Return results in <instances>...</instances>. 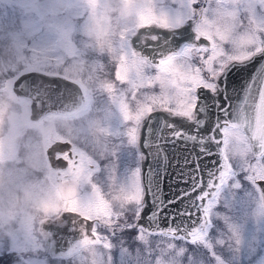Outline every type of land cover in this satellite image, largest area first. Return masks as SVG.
<instances>
[{
	"label": "snow or ice",
	"instance_id": "obj_1",
	"mask_svg": "<svg viewBox=\"0 0 264 264\" xmlns=\"http://www.w3.org/2000/svg\"><path fill=\"white\" fill-rule=\"evenodd\" d=\"M86 3L89 34L98 47L115 52L114 36L125 41L133 31L159 29L169 33L167 39L175 49L156 52L149 63L143 56H153V44L149 41L154 43L159 36L146 34L136 40L143 46L142 55H137L135 47L131 52L117 55L115 83L107 88L115 92L116 84L132 85L131 93L114 97L129 125L130 139L135 138L136 125L145 115L164 112L190 120L201 118V104L209 106V120L202 131L210 137L209 153L219 148L220 159L216 162L217 178L208 185L210 190L201 201L206 203L203 227L189 234L191 242L206 239L205 229L211 224L217 194L232 181L234 172L261 193L264 207V83L251 99L228 94L239 83L237 75H229L233 68L264 60V0H185L187 15L176 20L158 13L152 0H86ZM129 19L134 20V28H118L120 21ZM143 92L147 95H142ZM138 102L139 110H136ZM233 105H236L235 113ZM105 134V129H98V136ZM52 136L58 138L59 133L53 132ZM10 148L11 145L0 141V158ZM57 158L66 161L67 167L59 174L60 185L41 203V210L59 219L65 214L80 218L86 225L81 243H102L103 234L97 222L104 229L117 226L121 217L116 206L139 203V191L118 190L105 196L93 185V198L82 202L77 196V186L85 179L92 161L76 151L60 153ZM208 166H212L211 161ZM171 234L176 235L175 231Z\"/></svg>",
	"mask_w": 264,
	"mask_h": 264
},
{
	"label": "rangeland",
	"instance_id": "obj_2",
	"mask_svg": "<svg viewBox=\"0 0 264 264\" xmlns=\"http://www.w3.org/2000/svg\"><path fill=\"white\" fill-rule=\"evenodd\" d=\"M152 2L156 11L170 20L187 15L185 0ZM77 10L83 17L80 22L64 21L52 26L39 20L34 0H0V80L3 88L0 89V109L22 123L27 133L16 151L11 146L0 160L19 162L18 154L22 149L25 154L42 150L40 170L44 171V146L54 137L49 135L48 129L55 125L57 133L61 135L70 137L72 131L77 132L100 159L99 171L94 178L103 191L133 193L137 191L138 180L134 182V175L128 168L134 152L132 143L122 134L127 122L124 115L109 114L113 109L120 108L113 95H128L132 92V85H121L120 90L113 94L108 91L116 64L108 66L105 61L99 60V55L106 49L98 47L89 34L86 7L81 5ZM12 12L19 14V22L5 21L4 18L9 13L13 15ZM29 15L30 18H24ZM134 24V20L129 19L120 23L118 28L127 26L132 29ZM114 37L116 51L112 54L118 63L117 55L131 52V47L128 39L120 41ZM27 68L57 72L76 80L85 92L82 112L77 111V115L70 119H63L65 116L51 112L31 119L28 116V99L14 94L10 87L12 78ZM142 95L147 93L143 92ZM136 110H139V102ZM100 128L106 130L103 137L97 135ZM110 136L119 139L106 142ZM109 143L116 152L112 151ZM44 172L53 176V170L48 165ZM236 184L240 187H235ZM78 186L77 196L82 202L93 198L94 188L81 191ZM261 205L260 192L240 180L239 173L234 172L232 181L221 187L217 194L204 241L193 244L190 238L177 234L173 236L170 232H149L135 227L133 219L140 203H132L131 207L126 204L119 222L122 224L124 221L125 225L102 229V234L111 244L108 251L112 264H155L157 258H174L178 264H264V207ZM144 234H147V238L141 240ZM237 240L239 243H236ZM169 244L173 245L171 249L168 248ZM78 246L68 254L51 255L43 233L37 235L31 229L13 234L7 242H0V250L23 253L15 257L13 264H76Z\"/></svg>",
	"mask_w": 264,
	"mask_h": 264
},
{
	"label": "water",
	"instance_id": "obj_3",
	"mask_svg": "<svg viewBox=\"0 0 264 264\" xmlns=\"http://www.w3.org/2000/svg\"><path fill=\"white\" fill-rule=\"evenodd\" d=\"M187 26V25H186ZM192 31V28L189 27ZM157 35L153 44L156 52L175 50L168 41L169 33L159 29L133 31L129 41L142 54L143 46L136 43L143 35ZM239 68V72H236ZM229 75H237L238 84L228 93L241 99H251L264 83V60L253 61L243 66L237 65ZM11 90L28 99L31 119H38L46 112L68 113L78 108L84 101L81 85L74 79L57 72L37 68L19 71L11 80ZM201 118H181L174 114L153 112L142 117L137 133L140 151L139 168L142 192L133 225L149 232L175 231L186 239L189 234L203 227L202 198L210 189L208 185L217 178L216 162L220 159L219 148L209 153L207 142L210 137L203 134L207 127L209 106H199ZM236 105H233V113ZM69 146L66 139H52L46 146V156L50 165L65 164L54 152ZM212 166H208V162ZM85 223L72 214H65L59 220L45 225L43 232L48 251L53 255H65L81 243ZM90 230V228H89Z\"/></svg>",
	"mask_w": 264,
	"mask_h": 264
},
{
	"label": "clouds",
	"instance_id": "obj_4",
	"mask_svg": "<svg viewBox=\"0 0 264 264\" xmlns=\"http://www.w3.org/2000/svg\"><path fill=\"white\" fill-rule=\"evenodd\" d=\"M35 12L39 20L56 26L64 21L80 22L83 17L77 10L83 5L87 9L86 0H34ZM87 13V12H86ZM31 15L24 18H30ZM19 22V17H17ZM57 132L56 126H49L48 133ZM24 126L13 117H9L0 109V141L17 146L26 139ZM19 162L7 159L0 160V242H7L13 234L31 229L35 234H42L45 225L59 220L58 217L45 215L41 203L48 199L55 187L62 182V177L47 175L40 170L42 150L26 153L21 150ZM116 213L123 217L124 207L116 206ZM98 229L104 225L97 222ZM147 234L141 235L145 240ZM102 243L80 244L75 252L76 264H112L109 255L111 244L107 236H102ZM105 245H108L107 247ZM173 245L169 244L171 249ZM155 264H178L173 259L157 258Z\"/></svg>",
	"mask_w": 264,
	"mask_h": 264
},
{
	"label": "flooded vegetation",
	"instance_id": "obj_5",
	"mask_svg": "<svg viewBox=\"0 0 264 264\" xmlns=\"http://www.w3.org/2000/svg\"><path fill=\"white\" fill-rule=\"evenodd\" d=\"M123 22L124 21H120L119 24L120 23H123ZM113 41H116L115 37H113ZM128 43H129V46L131 47V51H133L134 48L130 44L129 37H128ZM137 55H142V54H140L139 52H137ZM114 56L115 55H113L112 52H109V51L105 50V52L102 55L101 54L99 55V57H100L99 60L102 59V61H105L108 66H115V64H117V62H116L117 60L113 58ZM143 58L144 59H147L149 61V63H151V61L146 56H143ZM114 83H115V81H114V77H113L112 84H114ZM120 87H121L120 84H116V90H120ZM83 92H84V90H83ZM113 93L114 92H112V94ZM84 97H85V94H84ZM113 97H116V96L113 95ZM81 105L78 108H76L75 110H73L71 112H68V113H62V112H51V113H56V115L70 116L71 114L76 113L77 111L82 112L81 111V109H82ZM47 113H49V112L44 113L40 117H43ZM109 114H120V115H124L120 108L113 109L111 112H109ZM139 124L140 123H138L136 125V131H135V134H134L135 135V138L134 139H130L129 138V125H128V123L125 124L126 126H125L124 132L122 134L125 135L127 141L129 143H132V146H133L132 151L134 152V158H133V161H129L128 162V168H129L130 173H132L134 175V182H136V180H138L137 190H139V194H140V197H141L142 185H141V181H140V168H139L140 151H139L138 144H137V133H138ZM117 133H119V132H117ZM72 134L73 135H71L70 137L59 134L58 138L59 139H66V140H68L69 141V146H64V147H62V149H56L55 152H54V154L55 155H59L60 153H63V152H72V151L82 152L88 159H90L92 161V166L86 172L85 179H83V180L80 181V183L82 185L78 184L79 185L78 186L79 189L81 191H84V190H87V189L88 190H91V189H93V185H95V187L101 193H103L105 196H108L109 194L114 193L113 191H109V193H107V192L103 191L100 188L101 186L99 185L98 180H96L94 178V176L97 177V174H98V171H99L100 159L96 156V154L93 152V150L88 145V143H86L84 141V138L83 137L77 135V132H75V131H72ZM55 138H57V137H52L49 140V142L52 139H55ZM117 138L118 137H113L112 138L110 136L107 139L106 142H108V141H116ZM49 142H47L45 144V146H44L45 161H46L45 162V166H44V171L46 170V166L48 165V167L53 170V176H57L60 173H62L64 170H66L67 162L64 161L65 164L63 166L54 167V166L50 165V163H49V161L47 159V156H46V146H47V144ZM111 147L113 149L112 151L116 152L115 151V147L112 146V145H111ZM83 184H85L84 187H83ZM260 195H261V193H260ZM139 203H140V201H139ZM129 206L131 207V204H129ZM120 223H118V225H120V226L125 225V222L124 221L122 222V224H120ZM44 242L46 243L45 239H44ZM46 245H47V243H46ZM47 250H48V247H47ZM19 254H23V253H21L19 251H12V250H0V264H13L15 257L17 255H19ZM51 255H53V254H51Z\"/></svg>",
	"mask_w": 264,
	"mask_h": 264
},
{
	"label": "trees",
	"instance_id": "obj_6",
	"mask_svg": "<svg viewBox=\"0 0 264 264\" xmlns=\"http://www.w3.org/2000/svg\"><path fill=\"white\" fill-rule=\"evenodd\" d=\"M13 13V12H12ZM4 17H6V16H4ZM17 17H19V14L18 13H13V15L12 14H8V16H7V18H4L5 19V21H8V22H13V23H15V22H17L18 20H17ZM12 18V19H11ZM19 20H20V17H19ZM2 80H0V89H2L3 90V88H2Z\"/></svg>",
	"mask_w": 264,
	"mask_h": 264
}]
</instances>
